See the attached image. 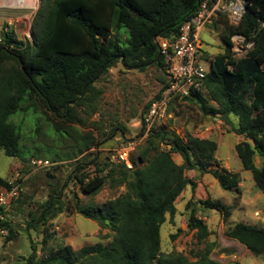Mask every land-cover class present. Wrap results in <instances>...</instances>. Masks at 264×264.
Returning a JSON list of instances; mask_svg holds the SVG:
<instances>
[{"label": "trees", "instance_id": "obj_1", "mask_svg": "<svg viewBox=\"0 0 264 264\" xmlns=\"http://www.w3.org/2000/svg\"><path fill=\"white\" fill-rule=\"evenodd\" d=\"M200 3L201 0H50L42 3L34 25L35 28L38 24L40 31L32 44L18 40L8 30L0 39V149L8 156L26 161L21 147V126L11 118L42 104L57 119L63 120L53 122L56 131L62 134L78 131L76 125L84 126L86 119L79 115L77 108L86 106L92 108L91 114L97 112L95 100L102 91L96 84L117 62L142 71L156 65L166 75L164 56L161 54L157 60L160 54L157 42L160 38L175 40ZM262 21L264 0H247L238 25L230 24L228 16L220 13L211 25L225 43V51L211 59L204 89L182 101L195 105L203 120L222 118L232 125L233 132L244 138L236 144V151L243 169L252 172L256 186L264 193ZM234 33L254 41L253 48L242 58L235 57L231 49ZM165 77L163 87L169 82ZM152 101L146 105L140 120ZM232 116L238 119V125L232 123ZM80 140L79 150L94 155L91 161H86L85 155L72 171L71 177L81 193L93 200L107 184L113 188L124 186L125 192L100 205L93 201L83 203L79 194L72 192L66 202L63 192L69 181L62 186L49 183L48 198L38 206L39 213L31 212L28 226L37 229L64 210L76 211L110 232L111 241L85 245L78 250L60 244L44 257L38 256L33 244L34 252L24 261L13 264H223L210 257L212 247L208 245L194 254L195 260L182 253H164L160 236L167 214L174 222L176 200L188 185L193 190L197 186L187 176L188 171L210 173L224 190L241 193V174L220 164L215 139L191 133L182 136L161 123L130 153L132 167L119 161L117 155L115 161H104L99 151L91 152L93 146L101 144L93 133H82ZM134 152L137 157L132 156ZM174 154L182 158V163L174 160ZM257 155L262 159L260 166L255 163ZM7 184L8 179L0 176V188ZM198 202L222 214L227 237L247 250L264 255V226L229 223L237 208L234 204L211 197ZM191 204L193 199L187 202L186 209ZM10 221L1 223L0 229H8L7 238L12 240L16 234ZM187 227L195 232L199 243L211 234L194 207ZM43 242L48 243L47 236Z\"/></svg>", "mask_w": 264, "mask_h": 264}, {"label": "rangeland", "instance_id": "obj_2", "mask_svg": "<svg viewBox=\"0 0 264 264\" xmlns=\"http://www.w3.org/2000/svg\"><path fill=\"white\" fill-rule=\"evenodd\" d=\"M49 1L37 0L34 7L0 5V39L8 30L12 31L18 40L32 44L40 31L38 24L34 28L39 7ZM200 36L198 59L208 70L211 68V59L224 53L226 45L212 25L205 27ZM165 76L164 69L156 65L142 71L127 68L117 62L96 84L102 91L95 100L97 112L91 114V107L77 108L79 115L86 119L84 126L76 125L78 131H68L67 134L56 131L53 122L62 119H57L43 104L11 118L21 126V147L26 161L8 156L0 149V176L9 180L19 172L26 179L21 195L13 203L10 214V224L16 236L9 240V230H0V264L24 261L34 252L33 244L38 256L44 257L50 253L51 248H58L60 244L78 250L85 245L98 242L106 244L111 241L110 232L100 229L94 220L76 211L64 210L43 222L37 229L29 228L28 222L31 220V212L39 213L38 206L47 200L51 189L49 183L62 186L69 181L63 192L66 202L72 192L78 193L83 203L93 201L97 205L125 192L124 186L113 188L107 184L93 200L81 193L78 184L71 177L72 171L85 155L86 161H91L94 155L79 150L80 136L82 133H93L101 144L93 146L90 151H99L104 161H115L116 152L126 145L125 141L139 135L140 116L146 105L162 89ZM169 110L171 114L161 123L182 136L191 133L201 138L215 139L218 143L216 157L220 164L229 170L240 172L243 185L242 194H239L235 190H224L210 173L188 171L187 176L194 179L197 186L193 190L188 185L176 200L177 212L174 222H171L170 215L167 214V220L160 229L162 251L182 253L195 260L194 254L203 251L208 245L212 247L210 257L223 264H264V255L247 250L244 245L225 235L227 226L219 211L204 208L198 202L199 199L211 197L226 204H234L237 208L235 207L229 223L245 222L264 226V193L256 186L252 172L243 169L235 148L244 138L233 132L232 125L220 117L203 120L199 109L188 102L178 100ZM231 120L233 124L238 125L236 117L232 116ZM132 156L137 157L135 152ZM173 157L177 163H182L178 154ZM32 159L48 160L51 165L37 167L32 164ZM255 163L257 166L262 163L259 155L255 157ZM212 168L215 169V165ZM190 199H193V204L186 209ZM193 207L197 210V215L204 218L211 231L204 242L199 243L195 232L187 227V219ZM173 235L176 236L173 238ZM45 236L48 237L47 244L43 242Z\"/></svg>", "mask_w": 264, "mask_h": 264}, {"label": "built area", "instance_id": "obj_3", "mask_svg": "<svg viewBox=\"0 0 264 264\" xmlns=\"http://www.w3.org/2000/svg\"><path fill=\"white\" fill-rule=\"evenodd\" d=\"M246 2L247 0H201L199 9L184 22L175 40L166 38L158 40L160 54L165 59L169 82L158 96L153 98L147 113L143 116L140 129L142 134L127 141L124 147L117 150L119 161L132 167L129 160L130 153L171 114L169 109L172 103L204 89L210 69L207 70L198 59L200 33L211 25L220 13L228 16L230 24L238 25L246 10ZM261 24L264 27V21ZM231 43L232 52L237 58L244 57L254 46V41L248 40L240 33L231 36ZM31 161L37 167L51 165L48 160L32 159ZM13 176L6 186L0 188V224L10 220L12 205L20 197L26 179L19 172Z\"/></svg>", "mask_w": 264, "mask_h": 264}, {"label": "bare ground", "instance_id": "obj_4", "mask_svg": "<svg viewBox=\"0 0 264 264\" xmlns=\"http://www.w3.org/2000/svg\"><path fill=\"white\" fill-rule=\"evenodd\" d=\"M0 3H8V4H18L24 6H34L37 3V0H0Z\"/></svg>", "mask_w": 264, "mask_h": 264}, {"label": "water", "instance_id": "obj_5", "mask_svg": "<svg viewBox=\"0 0 264 264\" xmlns=\"http://www.w3.org/2000/svg\"><path fill=\"white\" fill-rule=\"evenodd\" d=\"M0 5H9V6H17V7H34L36 4H34V6H24V5H18V4H8V3H0ZM158 43V42H157ZM159 44V43H158ZM160 55L161 54H159V56H158V58H157V60L159 61V59H160Z\"/></svg>", "mask_w": 264, "mask_h": 264}, {"label": "crops", "instance_id": "obj_6", "mask_svg": "<svg viewBox=\"0 0 264 264\" xmlns=\"http://www.w3.org/2000/svg\"><path fill=\"white\" fill-rule=\"evenodd\" d=\"M211 26V25H210ZM208 27V26H207ZM242 185H243V183H241V188H242ZM242 192V191H241ZM242 194V193H241ZM257 216V215H256Z\"/></svg>", "mask_w": 264, "mask_h": 264}]
</instances>
